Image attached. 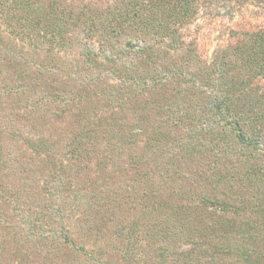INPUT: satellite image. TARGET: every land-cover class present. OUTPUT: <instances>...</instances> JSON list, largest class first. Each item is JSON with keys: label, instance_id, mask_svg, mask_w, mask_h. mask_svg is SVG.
Masks as SVG:
<instances>
[{"label": "trees", "instance_id": "obj_1", "mask_svg": "<svg viewBox=\"0 0 264 264\" xmlns=\"http://www.w3.org/2000/svg\"><path fill=\"white\" fill-rule=\"evenodd\" d=\"M32 1L35 33L44 39L38 41L41 39V43L51 44L52 49L58 48L63 53L58 58L50 56L52 61L62 57L65 60L64 56L76 49L81 58L70 61L80 74L75 86L69 83L66 89L38 88V83L45 84L41 78H47L41 74L35 81L18 87L26 91L22 93L33 90L35 102L51 103L50 95L63 107L67 104L73 107L70 101L82 96L84 106H77L76 114L80 119L77 122L82 121V125L76 126L73 136L66 144L61 143L57 152H50L54 146L46 140L42 143L47 146L44 152L39 150L37 156L16 162L14 174L23 184L12 187L0 179V187L7 188L2 197L12 201V212L29 225L28 238L34 240V236L42 235L74 246L79 256L68 264H115L114 259L102 258L101 254L107 253L104 248L94 252L77 244L71 227L74 222L67 217L75 215L76 230L90 238L98 236L99 230L107 227L114 215L118 219L128 218L125 205L133 196L134 184L141 189L136 175L146 164L143 155L134 154L132 150L139 137L146 136L149 139V144L145 145L147 152L154 156L165 149L174 164L168 165L165 161L160 170L151 165L153 171L145 182L155 191L143 190L139 214L144 221L151 218L153 224L158 223L145 235L148 245L154 251L173 248L184 237L195 243L192 232L208 233L201 229L207 215L217 223V226L209 224L208 231L220 233L211 239L208 237L215 253L223 251L240 257L243 264H264V167L261 163V160L264 163V25L244 18L241 31L232 22L227 32L230 42L225 45L230 54L219 55L217 51L211 60L198 42L204 38H191L188 34L203 11L220 14L219 9L213 11L215 7L227 6L234 15L236 9L249 7L252 0H110L109 6H92V2L81 1L76 9L61 0ZM253 1L264 7V0ZM232 19L238 22L234 16ZM213 21L216 23L215 19ZM81 31L91 41L98 35L105 55L99 59L91 46L81 48ZM157 37L165 42L164 49L154 44L153 39ZM228 55L231 56L226 60L224 56ZM39 67L40 71L46 68L44 64ZM91 69L99 73H92ZM7 77L5 74L3 82ZM107 77L117 79V83L114 80L107 85L110 90L94 85L100 78ZM149 84L159 92L145 99L142 93ZM199 93H205L206 97L200 95L196 99ZM97 107L111 108L103 126L96 125L99 113L96 115L93 109ZM159 117L165 121H157ZM157 123L167 128L164 130ZM189 125L194 132L187 134ZM203 132L205 137L200 134ZM171 141L176 145L172 146ZM98 144L109 146L111 154L100 156L99 148L93 147ZM203 144L206 151L201 148ZM66 152H70V156ZM206 156L211 158L204 159ZM117 159H122L125 167L120 166ZM160 159L154 162L161 164ZM181 160V164L195 166L191 176L183 173ZM92 162L96 163L95 171L90 169ZM205 163L208 172L202 168ZM113 165L116 169L111 168ZM132 169L136 170L135 175ZM119 173L120 178L116 180ZM163 177L171 179L174 186L181 178L182 187L186 185L192 194L199 193L198 203L186 205L166 200L158 192L168 183ZM202 183H206V190L201 189ZM257 187L256 193L249 194ZM122 189L129 195L121 193ZM118 193L125 198L120 200ZM236 200L238 202H234ZM228 213H233L235 218H227ZM255 215L256 219L251 222L246 220ZM155 216L158 219L155 220ZM238 216H246L240 224L235 221ZM144 221L138 220L135 227L125 221L114 223L117 230H126L124 234L118 231L122 248L116 251L126 264H150L147 255L143 258L144 251L130 247L137 238L141 240L142 231L137 227ZM9 238L8 235L0 238V258L11 242ZM15 249L10 253L15 258L14 264L27 262L28 253L22 248ZM69 251L65 255L72 253ZM160 264H167L166 259Z\"/></svg>", "mask_w": 264, "mask_h": 264}, {"label": "rangeland", "instance_id": "obj_2", "mask_svg": "<svg viewBox=\"0 0 264 264\" xmlns=\"http://www.w3.org/2000/svg\"><path fill=\"white\" fill-rule=\"evenodd\" d=\"M43 1L48 3L52 2L53 0ZM61 1L62 3L67 2L71 9L78 8V4L81 3V1H83V3L92 2V6H109L111 3L110 0H94L95 2L92 0ZM33 5L34 1L32 0H0V179L4 180L5 182L7 181V183H9L8 185L17 188L20 182L23 184V181L19 180L14 174V172H16L14 171V169H16V162L20 159L25 160V158L28 156H37L39 150L44 152L47 146L43 145L42 143L46 140L49 141L50 145L54 146L50 152H57V148H59L61 143L66 144L73 136L74 132L76 131V126L82 125V121L79 123L77 122V120L80 119L76 114L78 111L77 106H80V108L84 106V98H82V96L77 97L74 95L75 98L70 101V105L73 104V107H70L69 104L63 107L61 104H58L59 101L58 103L54 102L50 95L49 98L51 103L49 102L45 104L44 102H35L36 96L33 90L30 89L27 93H22L23 91H26L19 89V85L22 86L23 83L27 82L29 84V82L35 81V77L40 74L41 76H47V78H41L42 81H45V84L42 83V85L41 83H38V88H54L59 86V89H66L69 87V83L75 86V81L78 80V76L80 74L77 73L79 69L75 68V65H73L70 61L72 60L75 62L77 58H81L76 49L71 50L67 54L65 53V60H63L62 57L61 60L52 61L51 57L58 58L59 56H63V53H60L58 48L54 47V49H52L53 46L51 44L41 43V39L38 41V39L42 37L35 33L34 19L36 18V15L34 16L33 13ZM80 8L83 7H79V10L82 11ZM217 9L221 10L220 14H217L216 12L214 14V12L207 10L203 11L201 18L196 24L190 27L188 32L191 38L192 36L204 38L198 42L202 47H204L202 51H204L206 55L208 54L209 60H211V58L216 55L217 51L219 52V55L230 54L226 51L225 45L230 42V34L227 32L231 30V27L233 26L231 25L232 22L236 23V28L239 27V30H241L240 27L244 26V23L242 22L244 18L250 22H253L254 24L260 21V23L264 25V7L260 6L256 1H250L249 7H240L236 9L234 11V15L230 13L227 6L215 7L213 11H216ZM233 16L238 22L233 21ZM213 19H215L216 23L213 21ZM98 33L100 32L98 31ZM80 34L82 37L80 38L81 48L86 49L87 46H91V48H93L99 55V59L103 54L105 55V52L101 51V43L98 42L100 37L98 35L96 36V40L91 41V38L85 37L83 31H81ZM153 41L154 44L164 49L165 42L162 39L157 37V39H153ZM140 44L143 45V42ZM179 51L181 50H178V53H184L183 51ZM173 52V50L170 51L171 54ZM229 56L231 55L224 56V58L227 60V57ZM229 63L230 65H233L232 62ZM41 64L46 66L43 71H40L39 66ZM91 72L95 74L99 73L98 70L92 69ZM5 74L8 77L5 82H3ZM103 80H105V82ZM114 80L117 83V79L114 78H100L99 83L96 82L94 85H98V88L100 89L107 88L110 90L107 85L111 84L110 81L113 82ZM94 85L92 86L94 87ZM37 91L44 94L39 89H37ZM158 92L159 90L154 88L152 84H149L146 91L142 93V97L146 99ZM200 95L201 93L198 95L196 94V99H198ZM201 96L206 97V94L203 93ZM93 112L96 115L99 113L98 117L96 118V125L103 126L107 121L106 119L111 112V108L107 109L105 107H97L95 110L93 109ZM91 117V119H94V116ZM157 121L162 122L165 121V119L163 117H159V120ZM161 124L162 123H157V125L165 130L167 126L165 124ZM193 132V129H191V126L189 125L186 133L190 134ZM200 134L205 137V132ZM147 139L148 138L146 136H141L139 137L137 146L134 147L133 150L131 147L128 148V150H132L134 154L143 155L144 164L146 163L136 175L137 180L141 184V189L138 190L137 183L136 185L134 184L133 196L131 199L129 197V203L125 205V210L127 208L128 212V218L125 219L124 217H121L118 219V216L114 215L113 218H110L109 225L99 230L98 236L93 235L92 238H90L87 236L85 237L82 233H79V231L76 230L77 225L75 226V222L77 218L75 215H70L71 217L66 216L68 220H72V223L74 222L71 227L74 229V236L77 244L86 246L88 251L94 250V252H97V249L104 248L107 253L101 254L102 258L114 259L115 264H126L127 262L124 258L122 259L119 257V255H116V251L122 248V246L119 245L118 231H121L123 234L126 233V230H117L116 224L119 221H125L128 224H133L135 227L138 220L144 221V218L140 217V208H138V206H140V203L143 200V190L145 191V189H147L149 192L155 191L152 188H149V186L145 183L147 177L153 171L151 165H154V168L157 170H160L164 167L165 161L168 165H174L172 162V157L169 155L168 151L165 153V149H162L157 155L154 156L149 154L145 149V145L149 144V139ZM171 144L172 146L176 145L173 141H171ZM93 147L95 149L99 148L97 151L101 154L100 156L111 154L109 149L110 147L104 144H98L96 147ZM201 148L203 151H206V144H203ZM70 154V152H66L67 156H70ZM61 155L65 156L62 153ZM162 155L163 158L160 159ZM156 158L160 159L162 163H155L154 160ZM167 158L170 161L167 160ZM208 158L211 157L206 156L204 159ZM117 161L119 162L120 166L125 167V162L122 159H117ZM181 162L182 160L180 161V164ZM261 163L264 165L262 160ZM129 164L131 166L130 161ZM180 164L178 163L177 165L179 166ZM177 165L175 164V166ZM263 165L262 167H264ZM120 166H118L117 169H120ZM181 167L183 173L186 172L187 176H191L192 171L195 169V166L192 163H182ZM111 168L116 169V165L111 166ZM202 168H204L205 172H208L206 163L204 166L202 165ZM90 169L93 171L97 170L96 163L92 162L90 164ZM262 169L264 171V168ZM132 170L133 175H135L136 170ZM154 171L158 176L161 175L158 171ZM123 176L125 181H127L128 177L125 174ZM119 178L120 173L117 174L116 180H119ZM163 179L167 180L168 183L166 186H161L162 188L160 187L158 192L166 200L175 202L176 204L186 205L198 203L196 197H198L199 193L192 194L188 187L186 188V185L185 188L182 187L183 181L181 178H179L180 182L177 184V186L172 184L171 179H166L164 177ZM39 183H41V181ZM106 184L110 187L109 181H106ZM206 188V183H202L201 189L206 190ZM258 188L259 187L252 188L249 194L253 195L257 192ZM5 192H7V188L3 189L0 187V238L2 235H8L10 236L9 241L11 242L8 243L6 250H4L2 253L0 258L1 264L16 263V261H14L15 258H13L10 254L15 248H22L28 253L29 257L27 258V262H24L23 264H68L79 256V252L74 246L63 243L62 241L55 239L52 240L51 238H46V236L42 235L34 236V240H30L27 235L29 232L27 227L29 225L25 221H22L23 218L19 214L12 212V201H6V199L2 197ZM120 192L125 193V196L129 195L127 190L122 189ZM218 193L221 194L222 190L220 189ZM200 195L202 196L201 191ZM125 196L118 193L120 200H123ZM234 202L238 201L236 200ZM210 209H212V206H210ZM132 212L134 213L132 214ZM256 216L257 215L251 217L252 219H248L249 217H247L246 220L251 222L253 219H256ZM226 217L230 219L235 218L233 213H228ZM245 217L246 216L236 217V223L240 224L241 221L245 219ZM259 218H261V216H259ZM26 219L28 220V217H26ZM156 219H158L157 216H155V220ZM203 221L204 225L201 229L207 231L208 233L207 235H199L192 232L196 244L190 239L184 237L180 238L179 242L172 246L173 248H156L157 250L154 251V249L148 245V238L146 236H148V233L151 231L150 227L156 224L158 225V223L153 224L154 221H152L151 218L146 219V221H144L145 223H141V225L137 227V230L142 231L140 234L141 240H139L136 236V242L133 245L131 244L130 247L135 248V250L138 252L141 250L144 251L145 255L143 258H145L147 255L146 258L150 264H160L163 259H166L167 264H185L186 262H191L192 264H243V261H241L240 257L224 254L223 251L215 253L213 248H211L209 245L208 237L211 239V237H215L220 233L215 231L210 232V230L208 231V225L210 224L211 226H217V223L214 222L212 218L207 217V215L204 217ZM196 222L198 223V221ZM228 222L232 224L231 220H228ZM114 223L116 224L114 225ZM134 234L136 235V232H134ZM143 241L144 244L142 245ZM92 243H96V245ZM124 243L127 245L126 241H124ZM69 250L72 251L71 254H69ZM169 250L170 253L168 252ZM66 251H69V255H65ZM167 255L168 257L166 258L165 256ZM81 259H83V257H81ZM137 260L140 261L141 259L137 258ZM133 263H135L134 260ZM17 264H19V261ZM88 264L92 263L88 262ZM139 264L147 263L139 262Z\"/></svg>", "mask_w": 264, "mask_h": 264}]
</instances>
